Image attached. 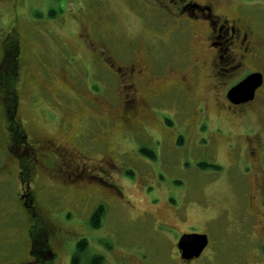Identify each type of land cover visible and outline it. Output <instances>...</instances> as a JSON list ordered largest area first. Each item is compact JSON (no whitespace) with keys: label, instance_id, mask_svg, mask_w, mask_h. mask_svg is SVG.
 Here are the masks:
<instances>
[{"label":"rangeland","instance_id":"374dc122","mask_svg":"<svg viewBox=\"0 0 264 264\" xmlns=\"http://www.w3.org/2000/svg\"><path fill=\"white\" fill-rule=\"evenodd\" d=\"M239 1L241 13L258 24L264 40V0H227L220 2L216 10L236 14ZM26 7L28 23L19 22L25 48L29 44L19 71V115L34 136L56 140L73 154L72 164L85 169L83 177L75 179L67 174L72 166L58 164V168L46 170L32 182L46 221L65 229L63 233L69 236L68 254L86 239L89 245L84 264L95 253L107 257L103 264H124L116 259L121 253L133 254L134 263L138 257L144 258L146 264H176L180 234L192 230L207 234L212 241L200 264L258 261L256 253L250 251L260 249L253 239L259 228L255 224L252 238H244V219L237 216L246 172L239 149L244 148L245 134L256 133L263 140L259 153L264 152V95L256 103L253 116L241 123L203 121L194 130L195 136L189 135L178 121L171 124L164 120L163 127L170 136L163 140L158 132L164 137L167 134L158 118L150 123L152 128L146 126L141 133H129L124 131L128 127L119 126L109 133L106 122L118 115L115 112L108 119V108L94 97L102 94L97 88L99 73L90 70L91 56L87 51L77 48L79 35L89 32L94 40L115 44L126 55L134 50L143 57L149 48L166 49L162 41H167V26L172 22L150 0H26ZM94 18L102 28L93 23ZM190 36L186 43L193 46L195 36ZM172 44L179 48L176 39ZM166 54L173 61L175 55L168 51ZM106 78L103 75L101 79ZM154 84L161 88L162 81L156 78ZM173 104L164 100L156 107L172 109ZM209 110L210 117L221 119L222 112L212 103ZM99 118L106 122L100 123ZM172 135H177L174 140ZM178 136L184 137L182 143ZM141 148L152 151L156 159L141 154ZM51 160L50 166L55 163ZM253 173L259 179L264 176L261 160L254 163ZM97 176L108 185L95 181ZM110 183L118 187L115 191L119 194L112 192ZM18 184L15 177L6 182L0 174V261L9 259L14 235L18 240L17 233L25 230L22 207L17 201ZM100 206L106 208V213L102 226L94 230L90 219ZM248 224L247 230L252 221ZM226 256L229 257L224 260ZM61 264H68L64 254Z\"/></svg>","mask_w":264,"mask_h":264},{"label":"flooded vegetation","instance_id":"af4514ba","mask_svg":"<svg viewBox=\"0 0 264 264\" xmlns=\"http://www.w3.org/2000/svg\"><path fill=\"white\" fill-rule=\"evenodd\" d=\"M150 1L164 18L172 22V26H167V41L161 40L166 49L170 50L168 52L175 55L173 61L167 56L166 49L157 47L153 51L154 48H149L148 54L143 57L138 56L134 50L126 55L115 44L94 40L89 32L79 35L77 48L87 51L86 54L91 56L90 70L99 73L97 88L102 94H94V97H99L101 106L108 108V119H112L110 116L115 115V112L118 115L107 122L106 119L99 118V122H106L107 127L110 125L109 133H112L114 126L128 127L124 131L141 133L146 126L152 128L150 123L154 121V124L158 118L167 136L164 137L159 130L153 129L161 139L166 140L170 132L163 127L164 120L171 124L178 121L189 135L195 136L194 130L197 131L198 124L203 121L216 119L231 124L241 123L246 117L253 116L256 103L262 101L264 95V40L260 36L258 24L241 13L242 3H236V14L226 15L217 11L216 7L227 0ZM27 13L26 0H0V174H3L6 182L8 179L12 181V177L18 179L17 201L25 219L24 232L17 233L18 240L14 235L11 242L14 246L12 254L8 260L0 261V264H61L63 254L68 264H84L86 255L79 252L77 247L68 254L69 236L66 232L63 233L65 229L63 231L59 226L50 225L46 221L48 219L44 216L40 196L32 187L37 175H45L46 170H55L58 164L63 165L62 167L72 166L67 174H70V178L76 177L75 179L83 177L85 169L81 165L74 166L73 154L56 140L34 136L19 115V71L27 56L26 51L29 50L28 43L26 48L24 46L19 22L22 20L28 23ZM93 23L102 28L96 18ZM164 23L165 20L160 25ZM13 24L15 26H11ZM190 35L195 36L193 46L186 43ZM174 39L179 48L172 44ZM258 73L263 76V85L255 91L253 99L247 102L233 101L230 97L231 90L250 75ZM103 75L108 78L101 79ZM156 78L162 81L161 88L154 84ZM164 100L173 101L172 109H163L162 105L160 108L156 107V103ZM210 103L222 112L221 119L210 117ZM176 136L172 135L171 139L174 140ZM178 137L179 143H182L184 137ZM245 137L247 140L244 148L239 149L245 159L246 172L241 181V203L238 205L237 216L244 219L243 230L241 229L244 238H252L251 230H255V224L259 228L257 238L253 239L260 249L250 251L256 253L259 260L248 264H264V259L260 258L264 257V176L259 179L258 174L253 173L254 163L258 160L262 162L264 173V152L259 153L263 140L256 133L245 134ZM215 139V136L212 137L213 149ZM232 140L234 141L233 138ZM100 143L102 144V140ZM236 146L238 147L237 144ZM145 149L141 148L139 152L142 154ZM152 154L151 159L155 160L156 156L153 152ZM51 159L55 161L52 166L49 164ZM95 179L104 186L108 185L104 178L99 179L97 176ZM110 187L114 194L118 193V187L114 183H110ZM250 221L251 229L247 230ZM190 234L206 235L208 245L199 257L187 259L178 245L184 235ZM180 235L176 243V264H200L211 248V238L192 230ZM77 254L79 257L76 261ZM130 254L121 253L120 258L116 259L124 264H146L144 258L138 257V262L134 263L131 256L133 254ZM106 258L105 255L95 253L87 260L88 264H92L95 259H99L103 264ZM155 263L159 264L160 261Z\"/></svg>","mask_w":264,"mask_h":264},{"label":"water","instance_id":"95a60500","mask_svg":"<svg viewBox=\"0 0 264 264\" xmlns=\"http://www.w3.org/2000/svg\"><path fill=\"white\" fill-rule=\"evenodd\" d=\"M263 85V76L261 73L253 74L238 84L230 92V97L235 102H247L252 100L255 91ZM208 245L206 235L190 234L184 235L179 242V249L187 259L199 257Z\"/></svg>","mask_w":264,"mask_h":264},{"label":"trees","instance_id":"16d2710c","mask_svg":"<svg viewBox=\"0 0 264 264\" xmlns=\"http://www.w3.org/2000/svg\"><path fill=\"white\" fill-rule=\"evenodd\" d=\"M161 22V21H160ZM167 51H170L169 49H166ZM142 154L144 156H147L148 158H153V154L151 151H149L148 149L143 150ZM105 207L104 206H100L98 207L94 214L92 215L91 219H90V224L92 226V228L94 230H99V228L102 226L104 217H105ZM77 250L79 252L82 253H86L88 250V242L85 239H82L80 242H78V244L76 245ZM79 257V255L77 254V256L75 257L76 261L77 258ZM102 261H100L99 259H95L92 264H102Z\"/></svg>","mask_w":264,"mask_h":264}]
</instances>
